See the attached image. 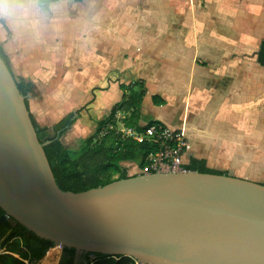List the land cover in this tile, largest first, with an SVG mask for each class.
<instances>
[{"label":"crops","instance_id":"obj_1","mask_svg":"<svg viewBox=\"0 0 264 264\" xmlns=\"http://www.w3.org/2000/svg\"><path fill=\"white\" fill-rule=\"evenodd\" d=\"M72 1L90 2L87 38L56 42L44 10L28 17L20 31L10 27L12 40L0 30L13 75L34 86L29 111L40 128L52 130L76 114L62 141H83L100 122L93 111L102 94L112 90L123 99L121 85L143 81V119L184 134L185 165L193 157L210 169L264 184V67L258 63L264 0H212L219 4L213 12L197 13L190 27L172 24L167 31L188 27L189 33L169 38L152 25L125 19L117 0L100 13L95 0ZM154 96L165 104L155 105Z\"/></svg>","mask_w":264,"mask_h":264},{"label":"water","instance_id":"obj_2","mask_svg":"<svg viewBox=\"0 0 264 264\" xmlns=\"http://www.w3.org/2000/svg\"><path fill=\"white\" fill-rule=\"evenodd\" d=\"M26 99L0 56V208L8 218L86 255L138 264H264V184L157 172L65 192ZM67 259L64 252L60 264Z\"/></svg>","mask_w":264,"mask_h":264},{"label":"trees","instance_id":"obj_3","mask_svg":"<svg viewBox=\"0 0 264 264\" xmlns=\"http://www.w3.org/2000/svg\"><path fill=\"white\" fill-rule=\"evenodd\" d=\"M37 1L41 7L48 8L60 0ZM74 1L83 3L85 0ZM0 56L11 70L8 57L1 44ZM258 63L264 67V41L260 45ZM14 78L22 95L27 98L29 94H33L34 86L31 83L22 78L15 76ZM120 88L124 94L122 101L111 109L107 118L98 122L91 136L81 141L79 151L77 150L79 152L77 157L72 156V149L62 141L65 134L75 124L76 114L69 115L52 130L40 128L31 115L38 138L45 145V153L61 190L81 193L104 187L118 180L131 178L126 168L128 164L137 165L144 173L147 169L148 173H157V171L149 168L148 159L151 155L163 151L162 142L151 140L139 143L125 138L116 130H110L109 127L118 126L117 116L119 114L128 115V118L124 120V125L139 132H143L151 126L164 129L165 125L153 120L145 122L143 119L141 110L147 95L145 82L137 81L129 86L121 85ZM153 103L157 106H163L165 101L154 96ZM26 104L29 109L28 99H26ZM183 169L186 172L229 175L227 172L210 169L207 167L206 161L193 157L188 165L183 166ZM54 247L52 242L40 239L22 225L8 218L0 208V248L4 249V254H0V264H38L45 256H51L52 261H56L59 258V248ZM63 251L68 254L66 264H75L76 251L67 248ZM93 256L97 258L94 264H136V261L131 258Z\"/></svg>","mask_w":264,"mask_h":264},{"label":"rangeland","instance_id":"obj_4","mask_svg":"<svg viewBox=\"0 0 264 264\" xmlns=\"http://www.w3.org/2000/svg\"><path fill=\"white\" fill-rule=\"evenodd\" d=\"M149 1L141 0V3L139 5L136 3V1L132 0H117V4L120 10H122L121 12L124 13L125 19L129 18V21L136 20L140 23H144L145 25H152L156 27V34L160 32L162 35H164L165 38H169L170 35H172L173 37L176 34H182L183 32L187 31L188 27L193 25V18H195L197 13V16H199L200 14H210L211 12H213L214 8L219 5L217 3H213L212 0H167L160 3ZM36 3L39 5V10H44L45 12V22L50 23V28L56 30V42H73L74 40H81L79 38L86 35V29H88L91 22V20L87 19V17H89L88 14H91L90 2L88 3L87 1L83 4H75L72 0H60L57 3L51 4L47 9H43L37 0ZM111 3L112 0H95L94 6H97V12L99 11L98 13H100L101 8L107 7V5H111ZM129 5H131V7ZM127 6H129L130 8H127ZM177 11H179V13ZM85 13H87V15H84ZM122 19L124 18L122 17ZM176 23H181V27H188L175 30L176 32L167 31L172 28V24ZM21 26L22 23L16 25L14 28L17 31H20L19 28ZM74 29L77 30V32H75ZM0 30L5 31L6 34H8L9 32V36L7 37V39L12 40L13 31H11L9 26L6 28V25L0 22ZM185 33L188 34L189 32ZM81 34L84 36H80ZM0 36H2V34ZM85 37L87 38V36ZM0 41H2V39H0ZM4 44L7 45V42L4 41ZM93 97H95L94 94ZM121 101V94L119 95L118 93H116V91L114 92L111 90L109 95L107 93H103L101 99L98 101L97 105L94 108L95 110L93 111V116L97 119V121L104 120L109 116L111 112V107H113L110 106L111 103L112 105H116ZM119 117L121 118V122L124 124V120L128 118V115L119 114ZM80 141L81 140L74 141L70 139L64 141L65 145L72 149L73 157H77L79 155L78 148L81 143ZM126 168L130 177L139 176L146 173L141 171L135 164H128L126 165ZM160 171L168 172L167 169H161ZM55 248H59L58 260L52 261L53 259L51 256H46L38 264H60L64 251L60 247ZM0 254H4V249L0 248ZM96 261L97 258L93 255H86L79 251L75 253V264H94Z\"/></svg>","mask_w":264,"mask_h":264},{"label":"built area","instance_id":"obj_5","mask_svg":"<svg viewBox=\"0 0 264 264\" xmlns=\"http://www.w3.org/2000/svg\"><path fill=\"white\" fill-rule=\"evenodd\" d=\"M117 116L118 126H110V130H116L118 134H122L125 138L137 141L139 143L144 141L155 140L162 142L163 151L159 154L151 155L149 157V168L157 172L161 169H167L168 172L180 173L186 172L183 169L184 159L189 151L188 141L184 134L180 131H173L165 126L164 129H159L157 126L147 127L143 132L126 127ZM148 173V169L145 171ZM95 257V256H94ZM136 264H138L136 262Z\"/></svg>","mask_w":264,"mask_h":264},{"label":"clouds","instance_id":"obj_6","mask_svg":"<svg viewBox=\"0 0 264 264\" xmlns=\"http://www.w3.org/2000/svg\"><path fill=\"white\" fill-rule=\"evenodd\" d=\"M39 11L36 0H0V22L15 27Z\"/></svg>","mask_w":264,"mask_h":264}]
</instances>
